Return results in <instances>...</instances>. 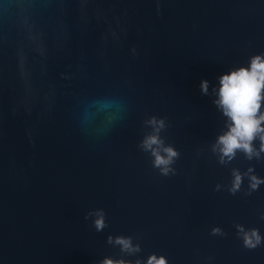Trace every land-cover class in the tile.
<instances>
[{"label":"water","instance_id":"water-1","mask_svg":"<svg viewBox=\"0 0 264 264\" xmlns=\"http://www.w3.org/2000/svg\"><path fill=\"white\" fill-rule=\"evenodd\" d=\"M256 53L264 0H0V264H264V149L215 103Z\"/></svg>","mask_w":264,"mask_h":264},{"label":"clouds","instance_id":"clouds-1","mask_svg":"<svg viewBox=\"0 0 264 264\" xmlns=\"http://www.w3.org/2000/svg\"><path fill=\"white\" fill-rule=\"evenodd\" d=\"M209 81L203 78L201 86L203 91H207ZM217 98L215 103L222 108L224 114L229 117V126L226 131L218 136L217 143L220 145L221 151L229 156L235 154L237 148L246 151L249 156L254 151L253 140L259 138L261 141L260 148L264 149V53L254 54L247 64L231 68L229 71L222 73L219 77V84L216 88ZM156 122V118H152ZM163 125V120H160ZM143 144L147 148H151L156 165H164L162 171L167 173L170 161L178 151L167 146L163 149L167 155L154 145L162 144V140L158 135V131L145 137ZM259 151L257 150V155ZM264 178L253 175L252 187H258ZM241 182V174L237 171L234 180V186L239 187ZM104 223L102 216L98 217L96 224L98 227ZM118 242L123 247H133L130 237H117ZM264 240L258 229H252L251 232L245 234L244 243L247 247H255ZM166 257L163 254L157 256L153 253L147 264H166ZM99 264H131L123 260H114L111 257H105Z\"/></svg>","mask_w":264,"mask_h":264}]
</instances>
